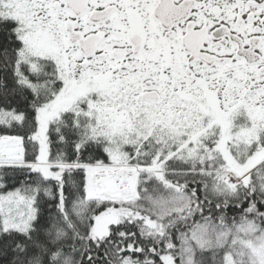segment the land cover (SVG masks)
Returning a JSON list of instances; mask_svg holds the SVG:
<instances>
[{
  "label": "snow or ice",
  "instance_id": "snow-or-ice-1",
  "mask_svg": "<svg viewBox=\"0 0 264 264\" xmlns=\"http://www.w3.org/2000/svg\"><path fill=\"white\" fill-rule=\"evenodd\" d=\"M0 264H264V0H0Z\"/></svg>",
  "mask_w": 264,
  "mask_h": 264
}]
</instances>
